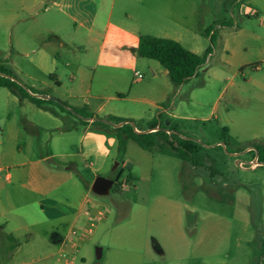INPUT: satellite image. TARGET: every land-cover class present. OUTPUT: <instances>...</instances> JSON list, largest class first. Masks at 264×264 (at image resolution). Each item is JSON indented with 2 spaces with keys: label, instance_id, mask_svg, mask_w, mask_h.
<instances>
[{
  "label": "rangeland",
  "instance_id": "obj_1",
  "mask_svg": "<svg viewBox=\"0 0 264 264\" xmlns=\"http://www.w3.org/2000/svg\"><path fill=\"white\" fill-rule=\"evenodd\" d=\"M111 1L112 26L104 40L102 61L120 60L125 52H133L130 43L133 48L122 49L120 43L115 44L122 31L138 30L141 35L174 39L204 55L212 46L205 34L211 28L215 44L197 75L179 85L155 60L144 62L161 68L156 76L147 65L124 71L120 77L124 80L107 75L100 78L102 69L96 68L95 76L86 71V82L93 79L89 81L91 92L100 97L88 98V104L79 99V113H65L68 126L74 121L81 123L76 130L60 135L57 121L48 122L53 128L52 140L45 134L42 142L36 139L34 144H27L29 138L33 141V127L28 124L33 121V109L27 108L24 99L28 98L21 96L23 130L17 153L20 148L30 157L33 153L78 152L76 158L49 161L61 169L55 176L60 188L53 198L75 211L85 192L91 201L100 203L83 204L85 216L75 228L79 240L74 264H264V0H180L181 26L170 24L169 18L146 16L137 9L140 0ZM241 5L257 14H240ZM126 12L134 18H127ZM6 16L0 13V19ZM164 21L168 29L162 26ZM45 24L60 30L65 39L71 38L66 24L61 26L56 20ZM18 26L0 25V56L11 55L6 61L9 70L3 69L33 90V64L13 48ZM81 35L77 34L76 43H80ZM123 38L131 41L128 34ZM28 45L19 47L29 49ZM79 57L93 64L96 53L84 55L81 51ZM137 73L144 78L135 76ZM61 81L59 92L54 88L46 91L59 96L71 83L69 75ZM130 89V96L108 100L109 96L119 97L120 92L127 95ZM3 92L7 90L0 91V127L4 120ZM134 97L139 100H131ZM95 112L99 117L128 120L134 132L155 125L154 132L161 130L167 135L157 138L152 150L129 140L124 156L118 146L110 148L106 157L98 155L94 151L97 146L102 143L106 148L108 142L89 140L85 147L81 121ZM72 161L78 167L71 166ZM0 166L11 171L15 168ZM97 176L114 180L108 195L92 192ZM98 213L97 220H90ZM89 229L91 234L85 232ZM97 248H102L100 259ZM65 251L71 256L70 249ZM57 257L51 262L57 264ZM59 259L64 261L61 254ZM18 261L16 257L14 262ZM3 262L9 264L10 258L4 257Z\"/></svg>",
  "mask_w": 264,
  "mask_h": 264
},
{
  "label": "crops",
  "instance_id": "obj_2",
  "mask_svg": "<svg viewBox=\"0 0 264 264\" xmlns=\"http://www.w3.org/2000/svg\"><path fill=\"white\" fill-rule=\"evenodd\" d=\"M180 2V0H140L137 9L142 10L146 16L149 14L169 18L170 24L181 26ZM239 3L240 1L237 2V4ZM176 5H179V8ZM113 11L114 3L110 0H0V13L7 14L6 17H2L4 19H0V25L15 26L19 23L16 38H14V42L12 40L13 48L17 49V53L30 58L29 62L33 64V96L39 98L48 96L49 99L42 98L48 101L44 103L45 106L60 111L55 107L57 106V101L53 100L55 98L66 103L70 108L81 109L77 103L79 99H85L88 104V98L100 97L99 93L91 92L89 81L92 78L86 82L84 75L86 71H89L95 76L96 68L99 71L103 70L98 74L100 78L107 75L118 80H124L120 79V77H124V71L127 72L134 66H150L149 69L152 70L154 76L157 72L162 71L157 64L144 62L146 58L139 56L138 43L141 33L138 30L122 31V36H119V39L115 38L117 40L114 41L115 44L120 43L122 49L134 47L133 52H125L120 60L118 57L111 62L101 60L104 40L112 26ZM239 11L240 14L247 16L257 14L254 9L244 5L240 6ZM22 16L29 20L23 19ZM125 16L129 19L134 18L128 12L125 13ZM47 20L51 22L56 20L61 26L66 24L67 32H72L71 38L65 39L60 30L48 28L45 24ZM70 23H72V27H70ZM164 23L168 22L162 23V26L168 29ZM21 26L26 28L22 30ZM10 30V35L13 36V29ZM82 33L83 35L79 38L80 43H76L77 34ZM125 34L130 36V42L123 38ZM20 44H29L31 47L23 49L19 47ZM18 49H21V52ZM81 51L84 52V55L90 51L96 53L93 64L84 63L80 59ZM192 52L199 54L197 51ZM10 57L9 53L5 54L4 58L0 56V68L9 70L7 68L9 64L6 61ZM66 75L67 77L69 75L71 83L64 92L55 96L46 91L48 88H54L59 92L58 89L63 88L61 80ZM48 80L53 81L54 84L51 85ZM6 90L7 92H3L4 120L0 127V163L4 166H15V168L11 171L0 166V248L3 250V253L0 254V264H5L4 257L10 258L9 264H55L51 262V258L54 256H58L57 264H74L78 252L75 245L79 238L72 237L71 231L76 228L81 217L85 216L84 203L91 202L93 206L100 203L91 201L87 192L83 196L81 206L76 211L70 206L56 201L53 194L60 188V182H56L55 176L61 173V169L49 161L55 157L76 158L79 157V154L76 151L74 153L52 152L49 155L41 156H36L33 153L30 157L24 154L21 148L17 153V148L22 137L24 101L28 103V109H33V121L28 123L33 127V141L29 138L27 144L32 142L34 144L36 139L42 142L45 134H49L48 140H52L53 128L49 126L48 122L52 124L57 121L60 135L78 129L81 123L74 121L68 126L65 113L56 115L45 107H41L29 99L23 101L7 88L0 87V91ZM130 94H132L131 89L127 95L120 92L119 97L109 96L108 100L126 98ZM131 100L138 101L139 99L134 97ZM145 101L146 99L143 100V102ZM149 104L153 105V103ZM98 114L95 112L90 120H85L88 123H83L85 125L83 136L85 138L88 132H95L103 137L104 142L114 140V144L108 143L106 146L110 153V148L118 146L117 132L112 129L95 127L93 122L95 118L99 117ZM59 139H61L60 136ZM8 161L11 164H8ZM70 164L78 167L75 161ZM71 237L74 245L68 246L66 242ZM5 241H9L11 244L8 246ZM66 248L71 250V258L60 261L59 255ZM16 257L19 258L18 262H14Z\"/></svg>",
  "mask_w": 264,
  "mask_h": 264
},
{
  "label": "trees",
  "instance_id": "obj_3",
  "mask_svg": "<svg viewBox=\"0 0 264 264\" xmlns=\"http://www.w3.org/2000/svg\"><path fill=\"white\" fill-rule=\"evenodd\" d=\"M212 30L213 29L209 28L205 31L206 36L210 38L212 46L207 49L204 55H199L186 49L180 42L174 39L161 38L152 35H141L139 37L138 54L143 58L158 61L164 69H166L173 83L178 85L183 84L197 75L201 66L205 64L208 55L211 54L212 47L215 44V35L210 34ZM0 87L7 88L20 99H22L21 96H23V98H28L32 102H35L41 107H45V109L56 115H60V113L73 114L72 111L79 113V109L70 108L66 103L56 99L53 100L57 101L56 105L60 111L45 106L44 103H47V100L39 98L38 96H33L32 89L19 83L12 73L3 68H0ZM88 118L91 119L92 115L88 116ZM105 120L113 121L116 124L122 125L114 127L105 122ZM81 121L83 123H88L85 119H81ZM93 124L97 128L113 129L117 132L118 150L121 156H124L126 153V145L129 140L137 142L144 150H152L155 146L156 139L167 135L163 134L164 131L161 130L154 132L153 130L156 129L155 125L149 128L150 131L134 132L132 126L128 123V120H122L116 117H113V119L110 117H97ZM183 142L186 143V141ZM178 151L183 155H188V152L183 149L179 148Z\"/></svg>",
  "mask_w": 264,
  "mask_h": 264
},
{
  "label": "water",
  "instance_id": "obj_4",
  "mask_svg": "<svg viewBox=\"0 0 264 264\" xmlns=\"http://www.w3.org/2000/svg\"><path fill=\"white\" fill-rule=\"evenodd\" d=\"M42 98L44 99H49L48 96H43ZM86 120H90V118H87ZM96 120V118L94 119ZM105 122H107L108 124L113 125L114 127H119L122 124H114L109 120H105ZM114 180L112 179H108V178H104L101 176H97L92 184V192L98 196H106L109 194L111 188L114 185ZM97 258L100 259L102 257V248H97Z\"/></svg>",
  "mask_w": 264,
  "mask_h": 264
},
{
  "label": "clouds",
  "instance_id": "obj_5",
  "mask_svg": "<svg viewBox=\"0 0 264 264\" xmlns=\"http://www.w3.org/2000/svg\"><path fill=\"white\" fill-rule=\"evenodd\" d=\"M102 139H103V137H101L100 134L95 133V132H88L86 134V136H85V141H86L85 147H88L87 141H89V140H102ZM108 143L109 144H114L115 141L114 140H109ZM101 148H103L102 143L99 144L97 146V149H95L94 151H96L98 155H102V156H105V157L107 155H109V150L108 149L103 148V151H100L99 149H101Z\"/></svg>",
  "mask_w": 264,
  "mask_h": 264
},
{
  "label": "built area",
  "instance_id": "obj_6",
  "mask_svg": "<svg viewBox=\"0 0 264 264\" xmlns=\"http://www.w3.org/2000/svg\"><path fill=\"white\" fill-rule=\"evenodd\" d=\"M136 76L138 77V78H140V79H142V78H144V75H142L141 73H137L136 74ZM99 217V214H98V216L96 217V218H91L90 217V220L91 219H95V220H97V218ZM94 220V221H95ZM91 226H93V223L91 224ZM88 231V233H90L91 234V229H89V230H86L85 232H87ZM84 232V233H85ZM78 234H79V232L76 230V229H73L72 231H71V236L72 237H76V236H78ZM83 236H85V234H82ZM72 237L70 238V239H67V242H66V245H68V246H73L74 245V242L72 241ZM75 246H77V244L75 245ZM61 258L63 259V260H68V259H70L71 258V256H69L68 255V253H67V251H65V250H63L61 253Z\"/></svg>",
  "mask_w": 264,
  "mask_h": 264
}]
</instances>
